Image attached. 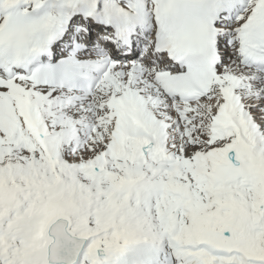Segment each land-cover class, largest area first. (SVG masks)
<instances>
[{
  "label": "snow or ice",
  "instance_id": "6c2138e0",
  "mask_svg": "<svg viewBox=\"0 0 264 264\" xmlns=\"http://www.w3.org/2000/svg\"><path fill=\"white\" fill-rule=\"evenodd\" d=\"M0 264H264V0H0Z\"/></svg>",
  "mask_w": 264,
  "mask_h": 264
}]
</instances>
